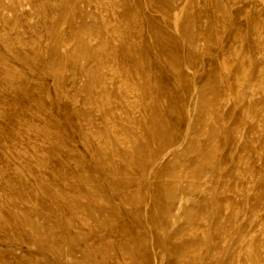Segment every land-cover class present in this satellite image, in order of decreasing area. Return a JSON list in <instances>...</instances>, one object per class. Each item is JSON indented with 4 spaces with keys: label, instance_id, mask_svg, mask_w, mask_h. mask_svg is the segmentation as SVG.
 I'll list each match as a JSON object with an SVG mask.
<instances>
[{
    "label": "rangeland",
    "instance_id": "1",
    "mask_svg": "<svg viewBox=\"0 0 264 264\" xmlns=\"http://www.w3.org/2000/svg\"><path fill=\"white\" fill-rule=\"evenodd\" d=\"M0 264H264V0H0Z\"/></svg>",
    "mask_w": 264,
    "mask_h": 264
}]
</instances>
